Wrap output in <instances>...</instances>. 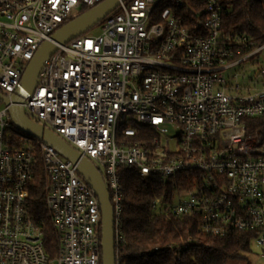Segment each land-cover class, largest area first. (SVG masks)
<instances>
[{"label":"built area","instance_id":"built-area-1","mask_svg":"<svg viewBox=\"0 0 264 264\" xmlns=\"http://www.w3.org/2000/svg\"><path fill=\"white\" fill-rule=\"evenodd\" d=\"M102 1L0 0L2 98L11 104L53 32ZM228 12L219 0L119 1L96 24L100 35H88L93 26L57 45L25 95L26 117L100 173L115 264L124 243L122 168L167 188L151 201L154 211L196 215L206 237L252 233L264 257V59L253 62L264 56V42L225 32ZM247 62L253 70H245ZM40 163L54 257L28 208ZM0 264H102L93 189L76 165L18 130L2 100Z\"/></svg>","mask_w":264,"mask_h":264},{"label":"trees","instance_id":"trees-1","mask_svg":"<svg viewBox=\"0 0 264 264\" xmlns=\"http://www.w3.org/2000/svg\"><path fill=\"white\" fill-rule=\"evenodd\" d=\"M219 1L229 11L221 18L225 32L246 36L257 45L264 42V0ZM119 172L124 236L118 252L119 264H227L245 260L252 233L232 231L221 239L203 236L197 230L196 215L176 218L154 211L151 201L167 191L157 180L143 179L133 168ZM44 184L40 163L30 187L28 208L42 232L46 252L54 257L58 244L45 207Z\"/></svg>","mask_w":264,"mask_h":264},{"label":"water","instance_id":"water-1","mask_svg":"<svg viewBox=\"0 0 264 264\" xmlns=\"http://www.w3.org/2000/svg\"><path fill=\"white\" fill-rule=\"evenodd\" d=\"M124 0H104L93 8L74 17L72 20L53 32L49 40L44 41L34 56L28 63L21 80V87L10 98V103L0 95L8 106V114L14 126L24 134L40 140L42 143L52 147L59 155L72 164L76 165L79 175L93 189L100 208V244H101V263L115 264L113 229H112V209L109 196L103 185L100 173L94 168L93 164L77 151L67 145L61 138L53 134L44 127L31 122L21 107L26 94H31L34 90L41 68L45 61L57 50V45H63L71 39L78 37L111 12L119 3Z\"/></svg>","mask_w":264,"mask_h":264},{"label":"rangeland","instance_id":"rangeland-1","mask_svg":"<svg viewBox=\"0 0 264 264\" xmlns=\"http://www.w3.org/2000/svg\"><path fill=\"white\" fill-rule=\"evenodd\" d=\"M156 23L154 19L151 20V24ZM101 32V25H95L89 32L90 36H98ZM264 56H260L257 59L253 60V62H258V64L262 63ZM244 68L246 71H250L254 69V65L252 62H247L244 64ZM248 75H246L247 77ZM227 264H264V257L262 256L261 250L255 245L250 244V252L245 254V260H235L229 261Z\"/></svg>","mask_w":264,"mask_h":264}]
</instances>
